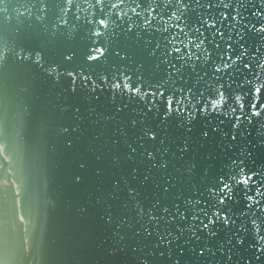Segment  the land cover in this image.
<instances>
[{"label": "water", "instance_id": "95a60500", "mask_svg": "<svg viewBox=\"0 0 264 264\" xmlns=\"http://www.w3.org/2000/svg\"><path fill=\"white\" fill-rule=\"evenodd\" d=\"M89 2L0 0V260L5 264H264V253L257 252L264 242L257 244L251 224L256 219L264 229V200L250 209L243 191L237 189L235 199L226 202L235 224L231 230L217 224L215 237L207 230L198 232L199 222L191 219L205 202L209 209L215 204L207 190L218 176L235 173L240 178L241 161L246 173L264 174V108L260 107L264 89L254 92L264 83L260 67L264 34L247 30L264 21L253 14L261 10V0H225L231 4L227 9L219 0H211L212 7L210 0H186L189 7L179 10L175 0H125L123 18L116 16L109 0L104 17L99 16V6L90 8ZM237 11L240 15L234 22L231 16ZM173 12L183 14L179 24L184 33L173 27L177 23L175 17L169 19ZM224 14L229 19L221 26ZM96 18L109 19L103 36L105 54L88 60L100 39L92 35L95 25L88 23ZM202 18L209 22L215 18L226 36L213 39L211 30L201 26ZM146 19L152 23L146 25ZM196 28L207 37L201 49L194 47ZM237 33L244 36L240 43L248 55L239 67L215 73L213 65L220 62L215 44L224 48L231 36L228 42L235 45ZM173 36L177 39L169 44ZM174 46L182 52L172 51ZM204 47L213 51V60H204ZM50 66L56 74L49 72ZM125 75L132 78L133 86L140 83L142 91L157 95L146 102L113 90L112 79L122 80ZM105 77L109 83H103ZM220 84L226 96L244 97L243 110L230 100L222 110L208 113L188 105L194 113L191 122L186 112L165 119L166 104L159 92L175 94L186 104L194 97L192 103L199 107L200 94L208 97ZM252 103L257 104L259 117H252ZM232 107L237 108L235 113ZM152 132L156 140L148 138ZM146 152L155 159L149 160ZM176 205L187 220L174 219ZM153 215L159 219L153 221ZM243 225L250 229L241 233L244 244L229 246L233 231ZM163 234L168 240L159 239Z\"/></svg>", "mask_w": 264, "mask_h": 264}, {"label": "snow or ice", "instance_id": "6c2138e0", "mask_svg": "<svg viewBox=\"0 0 264 264\" xmlns=\"http://www.w3.org/2000/svg\"><path fill=\"white\" fill-rule=\"evenodd\" d=\"M169 3L172 2V0H168ZM177 10L180 8H185L187 9L189 7V4L186 3V0H175ZM67 3L71 5L73 3V0H67ZM125 0H109V6L111 9L116 10V16H119L123 18V16L126 15V13L123 12L122 6L124 5ZM196 3H199V0H196ZM219 3L224 7V8H230L231 4L225 2V0H219ZM104 5H105V0H94V3L89 2V7H96L99 6V16L104 17L106 16L105 10H104ZM140 5L137 4V7ZM209 7H212L211 0L209 2ZM132 11L135 13L136 8H132ZM155 11V9H153ZM254 15H259L261 17H264V0H261V10H259L258 13H253ZM139 15V14H137ZM239 12L237 11L236 16H231L232 21L237 20V16H239ZM116 16L111 17V20H115ZM173 17H175L177 23L173 25V27L179 28L180 33H184V28L180 27L179 21L182 19L183 14L181 16H177L176 12H173L169 19L171 20ZM63 19V18H62ZM76 19H79V17H76ZM229 19V14H224L221 19V26H223V21H227ZM64 24H67V20H63ZM88 23L95 25L94 31L92 32V35L94 37L100 38L97 40V46L91 48L87 59L88 60H99L101 57L105 54V47L103 45V36L105 35L107 29L109 28V19L106 18H96L93 20L88 21ZM152 21L150 20H145V24H151ZM217 20L215 18L211 19V22H209L208 19H201L200 24L202 27H204L206 30H211L213 39L218 35L221 39H223L226 36V33L224 31H221L219 27H217ZM246 27V26H245ZM255 30L258 33L264 34V21L260 22V26L257 27L255 24L252 25L251 29H247L248 31ZM164 31L167 32L168 28L165 27ZM195 33L197 34L198 42L194 44V47L197 49H201L202 46L205 43V39L207 37L204 36V32L200 30V28L195 29ZM186 34V33H185ZM239 36V42L237 44L230 43L228 41H231L232 37H228V41H225V47L221 48V44L216 43L214 46V50L219 53V63L214 64V71L215 73H221L224 72L233 66H237L238 62H242L243 58L248 55V49L244 47L243 43H240L244 40V36L240 35L237 33ZM178 35V34H177ZM177 39V36H173L171 40L168 41L169 44L172 43V40ZM187 47V45H186ZM204 53V60L205 61H210L214 59L213 56V51H209L207 47H204L203 49ZM172 51L180 53L182 52V49L179 47H173ZM259 51V49H257ZM170 55L171 53H167ZM2 55V53H0ZM116 55H119V53H116ZM192 53H188L189 59H191ZM226 57V59H225ZM24 57H21L23 59ZM40 56L39 53L36 54V60L39 62ZM68 59H71V57H68ZM196 59L199 60L200 56L197 55ZM222 65V66H221ZM244 67H249L247 63L243 64ZM172 68H175V65H171ZM261 69L264 70V64L260 65ZM49 72L51 74H56L57 69L55 67H49ZM179 71V69H177ZM70 76L75 77L74 73H69ZM131 77L125 75V77L121 79H112L111 81V88L113 90H118L120 91V94H124L125 92L132 95V96H137L141 100H146L149 96L155 97L157 95V92H147V91H142V84L137 83L136 86H133V83H131ZM219 80V77H217ZM259 79V77H257ZM84 81L88 80L87 76L83 77ZM73 83H75V79H73ZM103 83H109V78L105 77L103 79ZM251 84V81L248 82ZM93 87L95 88L96 82L92 81ZM264 89V83H261L259 86L254 88V92L256 94H259L261 90ZM190 91V90H189ZM159 95L164 98V103L166 104V113L165 119L168 118V115L171 113H176L181 116L184 115V113H187V116L191 119H194V113L193 111L189 110L188 105H191V108L201 112V113H208L209 110L216 112L218 110H222L226 104L229 103L230 100H234L236 104H238L239 109L243 110L245 108V103H244V97L242 95H235L234 97H229L225 95L224 91V85L220 84L218 88L214 89V93L210 94L208 97H204L203 93L200 94V96L203 99V103H200L199 101L197 102L199 104V107H197V104L192 103V99L194 97L190 98L188 100V103H185V100L183 98H175V94L173 95H168L165 96L164 92H159ZM151 103L153 105L156 104L155 99L151 100ZM261 108H264V104L260 105ZM252 109H257V104L252 103L251 104ZM151 111V108L148 109ZM231 111L235 113L237 111L236 107H232ZM261 115L259 110H255L252 112V117H259ZM237 122L241 120V117L237 116L236 117ZM251 120V117H249V121ZM135 123V122H134ZM239 123L235 124L234 127H238ZM190 130V129H189ZM148 135V133H145ZM203 135L207 136L208 133L205 132ZM148 138L151 140H156V134L152 132L150 135H148ZM232 139L235 140L236 136H232ZM0 147H3V143L0 142ZM186 150V149H184ZM135 151V149H133ZM146 156L149 160H154L155 156L152 152H146ZM7 159V157H5ZM155 166V165H154ZM163 167H167V165H163ZM238 168V175L239 179L237 178V174L232 173L226 175H220L216 178L215 182L208 188V193L210 199L215 200V204L209 209L207 206V203L205 202V207L200 208L199 213H192L191 219L194 221L199 222V228L197 229L198 232H203L207 230V233L211 237H215L217 235V232L215 230V226L217 224H223L225 229L231 230V226L235 224V221L233 220L232 216L230 215V212L228 210V204L226 202H230L233 199H235V191L239 189L240 191H243L244 197L246 198L247 201L250 203L247 204L248 208H252L254 205L260 204L262 200H264V174L257 173L254 170H248V172H245V168L243 167V161L240 162L239 165H237ZM259 177L258 179H256ZM147 179V177H146ZM235 185V188H234ZM243 185V188H240V186ZM254 195L250 194L253 193ZM134 194V193H133ZM259 197L260 199H257ZM201 201H197L196 204L199 205ZM176 213L174 214V219L177 217H183L185 220H187L189 217L185 215L184 212L181 211L180 206L176 205ZM163 212L166 214H170V209L168 208H163ZM201 215L203 218H201ZM153 221H156L159 219L158 216L153 215L151 217ZM251 224L255 228V232L258 237L257 244L259 245V242H264V234H261L264 229H262L261 224H258L256 219H253L251 221ZM250 231L247 225H243L242 227L235 229L233 231V239L229 240L227 243L229 246H232L233 244L236 245H243L244 244V239L241 238V233H246ZM148 235H151V232L147 233ZM161 241L168 240L167 234H163L159 237ZM169 244H171V241H168ZM207 251H211V249H207ZM257 252L258 253H264V246H258L257 247ZM205 253V249H201L200 255L203 256ZM259 259V256L256 257ZM0 264H5L3 260H0Z\"/></svg>", "mask_w": 264, "mask_h": 264}]
</instances>
